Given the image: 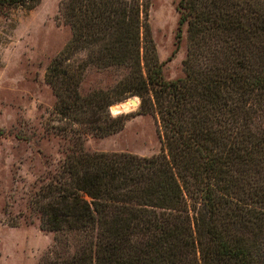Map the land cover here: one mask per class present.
<instances>
[{
	"label": "trees",
	"instance_id": "1",
	"mask_svg": "<svg viewBox=\"0 0 264 264\" xmlns=\"http://www.w3.org/2000/svg\"><path fill=\"white\" fill-rule=\"evenodd\" d=\"M149 6L60 2L72 36L45 80L63 122L54 129L69 147L31 198L41 228L54 233L39 264H264V0H178L176 38L186 25L188 49L184 76L173 80L163 76ZM91 67L123 73L81 94ZM133 95L139 113L158 119L160 153L87 152L86 135L123 128L130 114L108 108Z\"/></svg>",
	"mask_w": 264,
	"mask_h": 264
},
{
	"label": "rangeland",
	"instance_id": "2",
	"mask_svg": "<svg viewBox=\"0 0 264 264\" xmlns=\"http://www.w3.org/2000/svg\"><path fill=\"white\" fill-rule=\"evenodd\" d=\"M61 1L40 0L32 9L0 8V264H39L54 245V233L41 228L31 198L58 171L69 147L68 140L54 129L63 122L56 120L53 108L57 98L45 80L47 66L72 36L59 18ZM177 2L150 0L148 13L166 80L184 76L188 49L186 25L181 27L180 42L176 38ZM84 57L80 51L73 59ZM122 73L112 68L85 69L79 91L86 94L111 87ZM133 96L140 105V98ZM139 105L124 113L130 116L121 130L103 137L86 135L84 149L141 157L160 153L158 119L154 114L139 113Z\"/></svg>",
	"mask_w": 264,
	"mask_h": 264
},
{
	"label": "water",
	"instance_id": "3",
	"mask_svg": "<svg viewBox=\"0 0 264 264\" xmlns=\"http://www.w3.org/2000/svg\"><path fill=\"white\" fill-rule=\"evenodd\" d=\"M115 104H118V107L116 109H111L109 107V112L112 115H119V114L126 113L132 107L138 106L139 105V100H138L137 97L132 96V97L128 98L127 100L120 101V102H117Z\"/></svg>",
	"mask_w": 264,
	"mask_h": 264
},
{
	"label": "bare ground",
	"instance_id": "4",
	"mask_svg": "<svg viewBox=\"0 0 264 264\" xmlns=\"http://www.w3.org/2000/svg\"><path fill=\"white\" fill-rule=\"evenodd\" d=\"M117 107H118V104H114L111 109H116Z\"/></svg>",
	"mask_w": 264,
	"mask_h": 264
}]
</instances>
